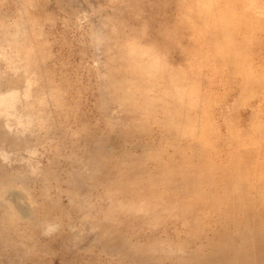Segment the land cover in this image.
<instances>
[{
  "label": "rangeland",
  "instance_id": "374dc122",
  "mask_svg": "<svg viewBox=\"0 0 264 264\" xmlns=\"http://www.w3.org/2000/svg\"><path fill=\"white\" fill-rule=\"evenodd\" d=\"M187 1L0 0V264H245L206 246L216 223L194 231L179 202L160 204L157 179L177 148L207 153L175 138L206 128L203 110L208 137L264 134V0H207L221 35ZM250 75L262 92L240 100Z\"/></svg>",
  "mask_w": 264,
  "mask_h": 264
},
{
  "label": "bare ground",
  "instance_id": "6f19581e",
  "mask_svg": "<svg viewBox=\"0 0 264 264\" xmlns=\"http://www.w3.org/2000/svg\"><path fill=\"white\" fill-rule=\"evenodd\" d=\"M187 3L188 1L186 4ZM188 5L198 8L201 15L197 17L198 21L200 22L202 18L204 20L202 32L218 33L220 35L225 32L226 26L224 25L222 29H219L217 24L220 23V19H223V13L220 10L209 13L210 10L207 5V0H189ZM258 26L261 29L264 27V22H259ZM5 34L6 31L3 36ZM247 34L252 35L251 28H247ZM246 80L247 84L245 86L249 89V92L241 91L242 96L240 100L251 101L262 91L256 92L255 87L251 86L252 82L255 80L252 75L248 76ZM251 89L254 92H252ZM163 98L166 100L169 99L164 92ZM189 98L190 100L188 103L192 104V108H197L198 104L196 102L198 93L194 90V93L191 94ZM185 99L186 98L179 90L176 91V94L173 96V102H177V105L180 104L182 106ZM203 99L204 98H201V100ZM200 110H202V108H200ZM149 111L150 109H147V115ZM198 119L201 125L204 123L207 124L205 125L207 127L203 130L193 128L182 135L177 131L175 136V138H177L176 143L182 142V140H186V138L189 139V135H193L194 137L192 139L195 141L202 139V144H204L205 141L208 142V146H202L207 153L198 154L196 150H194V154L191 158L184 159L183 152L177 148V155L179 159H182L179 168L174 172L172 170L165 171L164 169L158 171V176H160V178L157 179V183L161 190H163L161 195L162 198L156 196V198H150L149 202L151 203L157 198L160 204L164 199L169 203L170 200L179 202L175 205V208L182 210L186 214H190V219H193L196 223V227H193L194 231H197V229L200 230L202 224H205L206 220L216 223L217 228L215 229L214 236L220 245H213L210 239H208L206 246L211 249V253L216 249L223 248L228 250L232 256H235L237 261L240 260L245 264H264V134L258 136L256 131H246L242 128L229 137L225 136L219 139V136L216 134L213 137H208L215 133L213 125L210 124V121L215 120L206 116V110L202 111V115L200 113ZM259 120L264 121V118H260ZM260 121L257 123L253 122V126L260 124ZM185 122L187 121L185 120ZM179 125L182 126V122H180ZM218 145H227L226 151L222 148H218ZM212 154L215 155V160L217 162L207 164ZM225 154H227L225 163L218 164L219 161H224ZM194 162L203 164V167H198V165L193 168L192 165ZM174 174H179L180 180L187 182L185 186L177 182V179L173 178ZM234 179H239L241 185L237 184L232 186L233 182H235ZM151 181V179L147 181V186L150 189L152 185H154V182ZM172 183H177V185H172ZM215 185H218V187L213 188ZM219 188L227 191L216 195L215 192L218 191ZM210 193L214 194V200H217V202L213 200ZM180 195L182 197H180ZM178 197H180V200ZM14 202L16 203V201ZM20 211L22 213L26 212V210ZM147 217L149 218L150 216ZM167 245L168 244H166V246ZM167 249L169 250L170 248ZM213 257L214 256H212V258Z\"/></svg>",
  "mask_w": 264,
  "mask_h": 264
}]
</instances>
